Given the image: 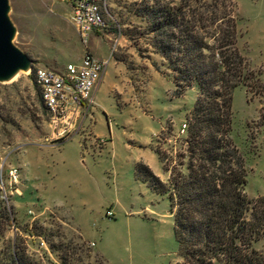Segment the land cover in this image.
I'll return each mask as SVG.
<instances>
[{
	"label": "rangeland",
	"instance_id": "rangeland-1",
	"mask_svg": "<svg viewBox=\"0 0 264 264\" xmlns=\"http://www.w3.org/2000/svg\"><path fill=\"white\" fill-rule=\"evenodd\" d=\"M153 1L103 0L107 26L82 42L66 18L67 0H8L13 42L32 62L0 81V264H12L15 255L22 264L178 259L168 199L151 190L135 166L142 162L167 181L153 148L173 156L184 146L186 131L179 127L197 88L175 94L173 72L144 33L137 10ZM233 1L239 50L264 83V0ZM85 49L107 65L91 107L70 134L56 137L34 69H59ZM231 108V138L244 157L245 191L255 199L264 196V93L237 86ZM251 246L264 251V235Z\"/></svg>",
	"mask_w": 264,
	"mask_h": 264
},
{
	"label": "trees",
	"instance_id": "trees-1",
	"mask_svg": "<svg viewBox=\"0 0 264 264\" xmlns=\"http://www.w3.org/2000/svg\"><path fill=\"white\" fill-rule=\"evenodd\" d=\"M236 9L233 0H154L137 10L173 72L175 94L197 88L184 146L173 156L153 148L167 181L135 166L168 199L178 256L171 264H264V251L251 246L264 235V196L246 193L244 157L231 138L234 88L263 94L264 83L239 50Z\"/></svg>",
	"mask_w": 264,
	"mask_h": 264
},
{
	"label": "built area",
	"instance_id": "built-area-1",
	"mask_svg": "<svg viewBox=\"0 0 264 264\" xmlns=\"http://www.w3.org/2000/svg\"><path fill=\"white\" fill-rule=\"evenodd\" d=\"M67 1L70 10L66 18L82 42H86L94 31H102L107 26L103 0ZM106 65L107 60L100 59L85 49L80 59L67 62L59 69L41 66L34 69V82L48 113L54 136L63 137L68 132L70 134V128L79 120L82 112L86 113L91 107L92 93ZM186 129L187 122L184 121L180 124L179 131L183 133ZM8 174L12 182H18L16 167L9 168Z\"/></svg>",
	"mask_w": 264,
	"mask_h": 264
},
{
	"label": "water",
	"instance_id": "water-1",
	"mask_svg": "<svg viewBox=\"0 0 264 264\" xmlns=\"http://www.w3.org/2000/svg\"><path fill=\"white\" fill-rule=\"evenodd\" d=\"M8 0H0V81L31 68V58L13 42L15 28L8 16Z\"/></svg>",
	"mask_w": 264,
	"mask_h": 264
},
{
	"label": "bare ground",
	"instance_id": "bare-ground-1",
	"mask_svg": "<svg viewBox=\"0 0 264 264\" xmlns=\"http://www.w3.org/2000/svg\"><path fill=\"white\" fill-rule=\"evenodd\" d=\"M28 69H25V70H23V71H27ZM19 72V71H18ZM18 72H15L9 79H13L16 75H17V73Z\"/></svg>",
	"mask_w": 264,
	"mask_h": 264
},
{
	"label": "crops",
	"instance_id": "crops-1",
	"mask_svg": "<svg viewBox=\"0 0 264 264\" xmlns=\"http://www.w3.org/2000/svg\"><path fill=\"white\" fill-rule=\"evenodd\" d=\"M154 150V149H153ZM155 152V151H154ZM156 155H157V153H156ZM136 163H138V162H136Z\"/></svg>",
	"mask_w": 264,
	"mask_h": 264
}]
</instances>
